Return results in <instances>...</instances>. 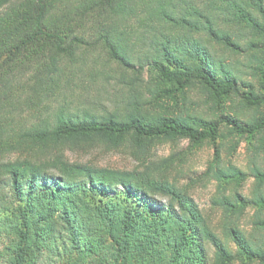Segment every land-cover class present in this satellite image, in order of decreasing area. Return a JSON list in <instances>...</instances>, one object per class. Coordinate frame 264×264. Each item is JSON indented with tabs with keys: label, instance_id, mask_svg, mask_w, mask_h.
Returning a JSON list of instances; mask_svg holds the SVG:
<instances>
[{
	"label": "trees",
	"instance_id": "1",
	"mask_svg": "<svg viewBox=\"0 0 264 264\" xmlns=\"http://www.w3.org/2000/svg\"><path fill=\"white\" fill-rule=\"evenodd\" d=\"M96 48L99 66L85 59ZM226 53L243 54L257 90ZM84 76L117 78L127 96L107 112L70 107ZM190 90L212 110L235 98L238 114L161 112L164 100L182 110ZM238 139L250 198L240 192L247 174L220 154ZM183 140L214 148L205 175L216 182L220 235L168 180L171 156L150 160ZM99 147L129 150L139 168L64 156ZM236 262L264 264V0H0V264Z\"/></svg>",
	"mask_w": 264,
	"mask_h": 264
},
{
	"label": "rangeland",
	"instance_id": "2",
	"mask_svg": "<svg viewBox=\"0 0 264 264\" xmlns=\"http://www.w3.org/2000/svg\"><path fill=\"white\" fill-rule=\"evenodd\" d=\"M221 49L222 47L218 48L220 52ZM230 55L227 53L225 54V61L238 65L243 72L241 78L245 82L251 83L252 87L257 90V81L250 75V71L245 68L246 59L243 54ZM85 59L89 63L99 66L106 60V56L103 50L96 48L95 50L89 51V53L85 55ZM146 76H144L145 81L147 80ZM83 80L86 84L81 85L76 90V95L69 98V100L72 101L70 107L77 106L83 108L91 107V104H94L93 107L96 106L95 110L107 112L111 111L120 100L127 96L126 88L118 82L117 78L105 79L98 77L94 79V82H91L89 77L84 76ZM202 99V96L195 90H190L186 93L184 98L185 101L182 103V110L177 111L173 109L170 106L171 103L165 102L166 100H164L161 102V112L166 115L180 114L183 117H201L208 119L238 114L236 111H238L239 107L236 105L237 100L235 98L227 99L226 102L221 104L219 109L214 107V110L211 109V104L204 105ZM197 104H199L198 107L196 106ZM194 105L195 107H193ZM261 111L262 109L256 113V116H258ZM251 113V110L243 111L244 116H249ZM237 117L243 118L241 115ZM238 141L239 144L237 148L231 152V155L226 148L221 149L220 154L225 166L231 164L247 174V179L242 185L240 192L244 197L250 198L253 177L249 175L250 172L248 171L246 143L242 139H238ZM213 155L214 148L209 143H205L201 146H194L188 141L183 140L175 144L167 143L158 145L152 150L150 160L159 161L171 156L172 166H170L166 174L168 180L178 187L188 190V193L197 203L206 221L214 232L220 235L219 222L221 210L212 206V198L216 192V182L205 175L207 168L212 162ZM64 156L71 163L89 164L123 171H132L139 168L138 163L130 154V151L125 148L114 151L101 147L83 150L66 149L64 151ZM16 157L17 156L10 155L7 156L6 159L14 160ZM156 200L161 202L160 199ZM252 213V208L247 209L246 215L242 219L241 225L246 231H250ZM230 247L235 250L231 243ZM208 251L210 257H212L213 249L208 247ZM234 264L238 263L236 262Z\"/></svg>",
	"mask_w": 264,
	"mask_h": 264
}]
</instances>
